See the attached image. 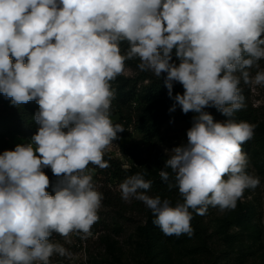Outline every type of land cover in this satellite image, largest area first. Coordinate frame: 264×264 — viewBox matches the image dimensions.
I'll return each instance as SVG.
<instances>
[{
    "label": "clouds",
    "instance_id": "1",
    "mask_svg": "<svg viewBox=\"0 0 264 264\" xmlns=\"http://www.w3.org/2000/svg\"><path fill=\"white\" fill-rule=\"evenodd\" d=\"M133 58L166 74L170 97L174 82L183 86L169 111L196 115L187 143L166 150L168 187L183 202L147 195L139 173L119 185L122 199L142 201L163 234L191 236L190 209H234L259 186L242 149L255 125L231 117L243 107L241 79L264 85V70L248 71L264 59V0H0V93L39 105L32 142L0 154V264H51L67 254L53 233L87 234L98 221L103 194L87 169L108 167L105 150L124 131L111 119L110 82ZM209 106L228 119L215 121ZM45 167L59 178L54 195Z\"/></svg>",
    "mask_w": 264,
    "mask_h": 264
},
{
    "label": "rangeland",
    "instance_id": "2",
    "mask_svg": "<svg viewBox=\"0 0 264 264\" xmlns=\"http://www.w3.org/2000/svg\"><path fill=\"white\" fill-rule=\"evenodd\" d=\"M120 47L121 52L126 53L127 42H122ZM139 63L138 58L126 60L124 72L110 82L115 93L111 119L124 131L118 133V139L105 150L103 159L108 167L88 165V174L103 194L99 219L87 234L74 231L62 237L53 233L51 241L60 243L67 254H54L51 264H161L159 257L152 256L148 244L147 232L155 226L151 210L135 197L122 199L119 185L138 173L157 185L163 182L159 176L162 170L168 171L172 179L171 169L165 168L171 155L166 150L187 143L186 133L196 114H184L178 104L174 111H169L175 104V95L184 92L178 82L173 83L172 97L165 86L159 96L149 102L152 81L160 82L166 74L162 73L159 78L151 71L141 70ZM258 64L259 67L248 69L253 77L257 71L264 70V59ZM239 88L244 105L240 114L244 117L234 114L231 119L255 125L251 145L242 149L249 159L246 171L259 177L260 184L255 189H246L234 209L209 206L201 215L202 231L193 229L191 236L171 235L166 239L158 250L162 251V256L167 253L172 264H264V85L245 83L241 79ZM7 110L5 105H0V113ZM204 111L217 122L228 119L216 107L209 106ZM145 127L149 129L147 134L141 131ZM32 136L24 139L26 144L32 142ZM20 139L23 140L20 136L7 137L9 145L14 147L11 150L21 143ZM109 159L116 161L119 169L112 170ZM43 171L50 179L46 190L54 195L53 188L59 178L50 167ZM146 194L158 195L170 203L176 201L156 189H149ZM249 210L252 214L246 217Z\"/></svg>",
    "mask_w": 264,
    "mask_h": 264
},
{
    "label": "trees",
    "instance_id": "3",
    "mask_svg": "<svg viewBox=\"0 0 264 264\" xmlns=\"http://www.w3.org/2000/svg\"><path fill=\"white\" fill-rule=\"evenodd\" d=\"M172 60L177 65L180 62L175 56V50L173 51ZM164 78L160 82L152 81L147 97L149 102L154 101L159 96L162 89L165 88ZM0 105H5L8 108L6 113H0V150L1 153H3L5 150H11L12 148H14L12 147V145H9L7 137L20 136L21 138H23V140L20 139V144H26L27 141H25L24 139L28 136L34 135L37 132L39 126L34 120V116L39 111V105L35 100H33L29 101L28 103L16 106L11 103L10 98L4 96V94L2 93H0ZM243 108L244 105L239 111L235 112L234 114L238 115V117H244L243 113L240 114ZM141 131L147 134L149 129L145 127L144 129H141ZM251 143V140L247 141L242 145V148L250 146ZM107 162L111 164L112 170H117L120 167L119 164H117L113 159H109V161ZM169 183H173V180L170 179L168 182L163 181L158 183L157 185H152L151 183L150 189H156L158 193H167L170 198L176 200L171 202V205L175 206L178 202H183V199L179 194L178 188L172 187L170 189L168 187ZM47 191L50 195H52L49 190ZM190 211L192 212L193 216L191 220V227L195 229L196 232L202 231L201 215L197 214V212L192 209H190ZM251 214L252 211L249 210L246 217L250 216ZM147 233L148 244L152 256L154 258L159 257V263L161 264H172L173 261L170 260L169 255H167L166 253L162 256V251L158 250L161 244H164L165 240L170 236L163 234L160 228L156 225ZM160 253L161 255H158Z\"/></svg>",
    "mask_w": 264,
    "mask_h": 264
}]
</instances>
